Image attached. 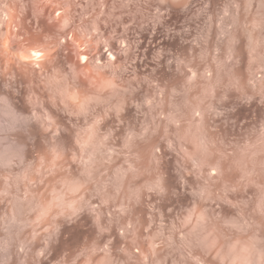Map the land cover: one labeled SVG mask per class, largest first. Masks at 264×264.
Masks as SVG:
<instances>
[{
	"label": "clouds",
	"instance_id": "1",
	"mask_svg": "<svg viewBox=\"0 0 264 264\" xmlns=\"http://www.w3.org/2000/svg\"><path fill=\"white\" fill-rule=\"evenodd\" d=\"M254 2L197 14L159 48L115 0L53 4L58 43L92 79L58 162L0 174V252L87 217L108 237L95 264H189L223 191L212 168L234 157L215 120L232 103L264 106V0Z\"/></svg>",
	"mask_w": 264,
	"mask_h": 264
},
{
	"label": "rangeland",
	"instance_id": "2",
	"mask_svg": "<svg viewBox=\"0 0 264 264\" xmlns=\"http://www.w3.org/2000/svg\"><path fill=\"white\" fill-rule=\"evenodd\" d=\"M57 2L0 0V71L7 70L0 73V174L51 167L67 152L77 131L71 125L81 118L77 105L85 99L84 85L92 77L78 67L70 46L58 43L62 29L55 17L60 12L52 7ZM236 2L244 0H115L140 21L137 34L144 44L157 48L161 39L168 43L176 38L197 14L212 15L218 7ZM248 2L256 6L254 0ZM124 18L127 22L128 16ZM10 63L15 69L3 67ZM16 66L23 69L16 71ZM220 111L216 136L234 149V157L227 167L218 162L212 168L220 173L223 191L210 202L202 221L207 238L192 252L189 264H264V151L258 143L264 137V106L253 100ZM107 239L84 217L46 237L21 238L7 253L0 252V264H95Z\"/></svg>",
	"mask_w": 264,
	"mask_h": 264
},
{
	"label": "bare ground",
	"instance_id": "3",
	"mask_svg": "<svg viewBox=\"0 0 264 264\" xmlns=\"http://www.w3.org/2000/svg\"><path fill=\"white\" fill-rule=\"evenodd\" d=\"M4 45H5V44H4ZM4 45H3V47H4ZM7 45L9 46L10 44L8 43ZM7 45H5V46H7ZM14 46H15V44H14ZM16 46H17V45H16ZM10 47H12V46H10ZM12 48H13V47H12ZM12 48H10V49H12ZM15 48H16V47H15ZM15 48H13L12 50L15 51V50H16ZM4 49H6V47H5ZM19 49H20V48H19ZM19 49H18V50H19ZM27 49H28V48H27ZM29 49H31V48H29ZM1 50H3V49H1ZM6 50H9V49H6ZM6 50H5V52H6ZM28 51H30V50H28ZM28 51H27V52H28ZM32 51H35V50H32ZM0 52H1V51H0ZM7 52H8V51H7ZM11 52H12V51H10L9 53H11ZM15 53H16V52H15ZM29 53H30V52H29ZM33 53H34V52H33ZM1 54H3V53H1ZM7 54H8V53H7ZM7 54H5V55H6V56L10 55V54H8V55H7ZM27 54H28V53H27ZM30 54H31V53H30ZM16 55H17V54H16ZM28 55H29V54H28ZM10 56H12V55H10ZM13 56H14V55H13ZM15 57H16V56H15ZM18 57H19V56H18ZM32 57H34V56H32ZM6 58H7V57H6ZM10 58H12V57H10ZM19 58H20V57H19ZM16 59H18V58L16 57ZM22 59H23V58H22ZM22 59H20V60H22ZM0 60H1V59H0ZM20 60H18L19 63H20ZM2 61H3V60H1V62H2ZM9 61L12 62V59H11V60L9 59L7 62L9 63ZM13 61L15 62V60H13ZM29 61H30V60H29ZM1 62H0V65H1ZM7 62H6V63H7ZM14 62H12V63H13V64H17V61H16L15 63H14ZM25 62H27V61H25ZM30 62L33 63V61H30ZM30 62L28 63V66H29ZM12 63H10L9 66H3V65H2V66L5 67V68H6V67H10V66H14ZM2 64H5V63H2ZM11 64H12V65H11ZM26 64H27V63H26ZM26 64H25V65H26ZM5 65H6V64H5ZM17 65H18V64H17ZM20 65H21V64H20ZM20 65H19V67H20ZM37 65H38V63H37ZM39 65H40V63H39ZM0 67H1V66H0ZM19 67H18V69H17V66H16V71H19V70L21 71V70L23 69V68H22V69H21V68L19 69ZM21 67H22V66H21ZM24 67H25V66H24ZM13 68H14V67H13ZM13 68L10 67V69H13ZM31 68H33V66H32ZM6 69H8V68H6ZM6 69H5V70H6ZM14 69H15V68H14ZM27 69H28V67H27ZM27 69H26V67H25V70H27ZM0 70H4V69H0ZM29 70H30V69H29ZM6 71H7V70H6ZM6 71H5V73H6ZM27 71H28V70H27ZM24 72H25V71H24ZM29 72H30V71H29ZM29 72H27V73H29ZM31 72H32V71H31ZM31 72H30V73H31ZM0 73H2V71H0ZM3 73H4V72H3ZM3 73H2L1 75H3ZM5 73H4V74H5ZM10 73H11V72H10ZM10 73H9V74H10ZM17 73H18V72H17ZM30 73H29V74H30ZM14 74H15V73H14ZM32 74H33V72H32ZM7 75H8V74H7ZM23 75H24V74H23ZM26 76H28V75H26ZM18 77L20 78V76H18ZM2 78H3V77H2ZM23 79H24V78H23ZM26 79H27V78H26Z\"/></svg>",
	"mask_w": 264,
	"mask_h": 264
}]
</instances>
